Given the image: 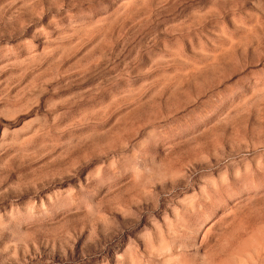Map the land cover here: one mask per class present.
Wrapping results in <instances>:
<instances>
[{"label":"rangeland","instance_id":"obj_1","mask_svg":"<svg viewBox=\"0 0 264 264\" xmlns=\"http://www.w3.org/2000/svg\"><path fill=\"white\" fill-rule=\"evenodd\" d=\"M0 264H264V0H0Z\"/></svg>","mask_w":264,"mask_h":264}]
</instances>
